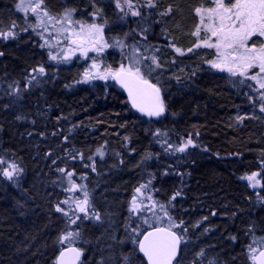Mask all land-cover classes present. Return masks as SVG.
Masks as SVG:
<instances>
[{
	"label": "trees",
	"instance_id": "obj_1",
	"mask_svg": "<svg viewBox=\"0 0 264 264\" xmlns=\"http://www.w3.org/2000/svg\"><path fill=\"white\" fill-rule=\"evenodd\" d=\"M15 2L0 0V33L13 24L19 30L13 40L0 36V158L23 171L14 182L0 175V264H55L69 226L55 209L65 207L69 172L109 220L75 225L88 248L81 264H126V256L127 264H145L124 234L126 206L142 184L179 224L175 264H252L249 246L264 236V125L252 93L211 70L214 53L196 47L195 9L208 0H152V8L134 0L146 21L126 12L120 21L116 0H44L52 14L93 15L106 35L150 49L155 72L144 75L163 92L159 118L134 113L113 82L78 84L77 64L26 88L30 71L47 62L21 33ZM120 54L109 50L104 64L116 67ZM189 139L194 147L178 153ZM251 173L260 179L256 190L241 179Z\"/></svg>",
	"mask_w": 264,
	"mask_h": 264
},
{
	"label": "snow or ice",
	"instance_id": "obj_2",
	"mask_svg": "<svg viewBox=\"0 0 264 264\" xmlns=\"http://www.w3.org/2000/svg\"><path fill=\"white\" fill-rule=\"evenodd\" d=\"M215 5L214 7H197L195 13L200 17V25L197 26V30L193 33L194 36L199 37L200 29L203 27L205 33H210L203 40V45L208 48L216 49V60L209 61L211 67L219 69L221 71H227L232 76L239 74L245 76L249 69L254 67L259 68L260 73H264V44L259 48L248 47V41L255 35L264 37V0H211ZM44 0H21L17 5V10H22L27 13L29 10L36 16L37 27L45 26V20L51 22L53 25L62 24L67 22L68 28H64L63 31L67 32V39L70 44H76L81 49V54L86 55L88 51L101 52L104 48L109 47V44L104 41L102 31L103 26L93 24H84L80 21L72 20V13L74 10L65 9L59 18L50 15L48 10L43 7ZM126 5L128 12L134 17L140 16L141 12L134 8L132 0H124L123 5L120 0H116V7L124 10ZM147 7L152 8L155 5L152 0H148ZM127 15V13H125ZM167 14V13H163ZM207 21V23H205ZM79 24V31L75 30L72 25ZM16 25L13 24L12 28ZM16 33L9 29L6 32L0 33L4 39L15 38ZM215 38V42H212V38ZM121 47H124L122 41H116ZM86 44H91V48L85 47ZM200 45L197 44L196 47ZM177 51H180L177 49ZM188 51H192L189 49ZM133 54L129 59V66L125 67L123 64L115 72L109 71V75L112 76L118 83L124 87L132 101V106L139 111L145 113L148 116H160L165 112V105L160 97V88L155 84L149 82L142 73L139 67L136 65L140 63V58L136 54V49L132 50ZM2 55V53H0ZM49 58L56 60L57 56L49 53ZM69 55H65L64 59L68 60ZM153 64L157 63L155 57H152ZM93 68L98 67L95 63ZM34 72H38L40 75H44L45 69L41 66L38 69H34ZM99 75V74H97ZM257 76H250L249 79H257ZM90 78V73L85 72V81ZM96 78V76H91ZM100 79H106V75H99ZM32 81H37L36 76L31 77ZM31 82V81H30ZM39 82V81H37ZM257 82L261 89H264V78L258 79ZM261 99L264 100V92L261 93ZM260 110L264 112V104H262ZM192 140L189 139L185 144L176 149V151L184 152L185 149L192 145ZM102 156L103 153L97 150ZM55 163V161L53 162ZM4 165H7L4 167ZM23 171L15 161L8 162L7 160L0 158V175L13 180L15 176H18ZM60 172H64V169H59ZM258 173H252L250 176L242 177L241 179H247L252 187H255L259 181L256 180ZM69 182L71 184L72 173H67ZM255 181V182H254ZM254 182V183H253ZM148 185H140L135 189L136 193L141 194ZM77 185L72 184L68 191H74ZM180 192L177 191L171 199H175L179 196ZM151 200V196L147 197ZM63 203H68L64 201ZM90 207L88 201L87 192L84 193V200L77 202V208L80 212L87 213V208ZM163 209V205L160 206ZM141 208V204L137 203V196H133L130 211L136 212ZM57 212H63L65 216L68 215L59 205L55 209ZM165 215L167 212L165 211ZM97 220L100 219L99 213L95 214ZM79 219V217H77ZM76 221L73 220L72 223ZM147 222V221H146ZM178 227L175 223L169 224V227H156L153 231L143 234L142 239H133L132 242L136 244L139 251L143 253L147 258V264H173V260L176 257V246L180 242V237L171 229ZM137 229H133L136 232ZM80 235L79 232H68L66 235L60 237V243L71 242ZM254 244H260L264 246V240H253ZM250 252L253 254L252 259L258 260L259 264H264V251L259 252L257 257L255 253L256 248L249 246ZM68 252L74 253L76 259L80 256V251L75 248H69ZM66 252L61 251L57 258L56 264H66L65 261ZM125 262L127 264L128 257L126 256ZM209 264H214L213 261H209Z\"/></svg>",
	"mask_w": 264,
	"mask_h": 264
},
{
	"label": "rangeland",
	"instance_id": "obj_3",
	"mask_svg": "<svg viewBox=\"0 0 264 264\" xmlns=\"http://www.w3.org/2000/svg\"><path fill=\"white\" fill-rule=\"evenodd\" d=\"M20 2H21V0H16V2L14 4V11L18 15H20L23 19V21H22L23 27L20 29V31H21V33H24V34L29 33L32 36V38H33L34 42L36 43V45L38 46V48L46 56L47 66L45 67V69L46 70L48 69L47 72L46 71L44 72V75H40L38 72L30 71V73L28 74V77H26L25 81L23 82V84H25L26 88L27 87L30 88L34 85L40 86V85L44 84L43 80H45L49 76V73L54 74V72H56L57 68H59L61 66H68L71 64H77L80 66L81 75H80V81L78 84L91 85V84H95V83L113 82L112 76L108 74L109 71L115 72L116 70H118L121 67L122 64L129 66V59L127 57L132 56V54H133L132 50L133 49H136V54L140 58L141 62L138 63L136 66L140 68L142 75L145 77L144 74L152 75L151 73L155 72V70L152 69L151 66L149 65V62L151 61V56L148 55V51H150V49L148 47L145 48V46H144L143 48H145V49L143 50V48H141L137 43L128 45V44H126V41L122 38H119V37L117 38L114 36L111 37V36L106 35L105 30H104V23L101 20H99L98 17H94L93 15L88 16L87 14H86V16H82V14L79 15L78 13H76V11L74 9H71V10H74L72 13V20L73 21H80L84 24L95 23L97 25H102L103 26L102 35H103L104 41L109 44V47L104 48L103 51H101V52L88 51L86 55H82L81 49L79 47H77L76 44H70L68 39L66 38L68 33L63 31V29L69 27L67 22H64L62 24L53 25L51 22H48L47 20H45L46 30H45V26L37 27L36 25L38 22H37L36 16L34 14H32V12L30 10L27 13H25V11H22V10H19V11L17 10V5ZM25 2L27 3V0H25ZM120 2L123 5L124 0H120ZM226 2H227V0H226ZM233 2H235V0H233ZM114 3H115L114 4L115 9L117 10V12H119L122 15V17H120L121 19H119L120 21H123L126 19L125 17H123L125 12L128 14V16H130V18L131 17L134 19L140 18L141 20L146 21L145 19L141 18L144 14L142 13L141 8H139L136 5L134 0H132L134 8L141 12V15L137 16V17L132 16L130 14V12H128L126 5L124 6V10L121 11V9H118L116 7V2H114ZM208 3H209V5L207 7H214L215 6L211 2V0H208ZM43 7H44V5H43ZM207 7H204V8H207ZM67 9H70V8H67ZM64 10L58 14H52L50 12L49 13H50V15L59 18L60 15L64 12ZM200 23H201L200 17L198 16V25H200ZM205 23H207V21H205ZM72 27H74L75 30L79 31V24L72 25ZM9 29H11L12 31H14L16 33L15 38L4 39L2 37L3 40L8 41L9 39H11V40L16 39V36L19 34V32H18L19 30L16 27L12 28V26H10L8 29H5L4 31H2V33L8 31ZM196 30H197V27H196ZM209 35H210V33H205L203 27H201L199 37L196 36L197 37V44L200 45L199 46L200 48L212 51L214 53V59L212 61H215L217 58L216 49L208 48V47L203 45V40ZM116 41H122L125 46L121 47L119 44L116 43ZM212 42H215L214 37L212 38ZM262 44H264V37L259 36V35H255L248 41L247 46L259 48ZM85 47L91 48V44H86ZM111 49H115L117 52L121 53L119 56V59L121 60V62L116 67H112L110 65H105L103 62V59H102V56ZM49 53H51L54 56H57V59L56 60L50 59ZM65 55H69L70 58L68 60H65L64 59ZM93 63H95L98 67L93 68L92 67ZM36 69H38V67H36ZM210 69L216 73L223 74L228 79L229 84L233 88H235L237 90L243 89L246 92L249 91L250 93H252L255 100H257L259 108H261L262 104H264V100L261 99V93L264 92V89H261L259 86V83L257 82L258 79L264 78V73H260L259 76H257V74L259 73L258 67H254L252 69H249L245 76H240L239 74H237L236 76H232L227 71H221L219 69L211 67V64H210ZM85 72L90 73V78H88L86 81H85ZM97 74L106 75L107 78L106 79H100L99 75H97ZM32 76H36L37 81H39V82L32 81L31 80ZM91 76H96V78H91ZM250 76H257V79H255V80L249 79ZM145 78L148 79L147 77H145ZM154 84L158 88H160L158 86V83H154ZM160 90H161V88H160ZM16 91H18V89H14V94L15 95L17 94L16 99L19 100L20 97H17L19 92H16ZM161 93L163 96L162 90H161ZM0 94H1V91H0ZM259 111H260L261 120H262L263 125H264V112H262L260 109H259ZM162 141H164V138ZM163 144H164V142H163ZM193 147H194V145L192 144V145H189L185 149L184 152H179V151H177V152L185 154V152L188 148H193ZM8 162H10V161H8ZM6 166L7 165H4V167H6ZM19 175L15 176L13 178V180H8L7 178H5V180L14 182L16 179L19 178ZM250 175H248V176H250ZM244 180H245V183L251 189L256 190L260 187V179H258V176L256 177V180H258L259 183L255 187H252L250 182L247 179H244ZM72 184L77 185V188L74 191H68V189L71 188ZM83 185H84V183L82 184V182H80V180L79 181L71 180V184L68 181L67 200H66V201H68V203L65 204V207H63V209L65 212L68 213L66 218L68 219V225L69 226H68V229L64 235H66L68 232H78L75 229V225L76 224L78 225L80 223V221H94L98 224H103V225L109 223V220L106 217L101 216L100 212L98 210L94 209V207L92 205V201H91V196H90L86 186L85 185L83 186ZM85 192H87V194H88V201L90 204V207L87 208V213L80 212L79 209L77 208V202L84 200V193ZM133 196H137V203L141 204L140 210L136 211V212L130 211ZM133 196L130 200V203L126 206V210H125V214L127 213V218H128L127 224L125 226L126 230L124 233L126 236V239H125L126 243L136 247V244H134L132 242V240L134 238L138 239V236L140 235V233L144 229H147L150 227H154V226L169 227V224L171 222V223H175L176 225H178V227L172 228L174 231H176L177 228H179V224L176 221H174L169 214L165 215L164 208L161 209V207L159 205H156L154 203V201L152 200V198H151V200L147 199V197H149L150 195L147 193L146 189H144L141 194H138L135 191ZM96 213H99V216H100L99 220H97L95 218ZM62 214H63V212H62ZM77 217H79V219H77ZM73 220H75L76 222L72 223ZM133 229H137V231L133 232ZM254 240H257V241L264 240V236L256 237V239H254ZM72 245L79 247V249L82 252V257L85 253V250L88 249L87 247H85L81 243L80 235L78 237H76L73 241H71L70 243L65 242L63 244V247L72 246ZM80 245L83 247V249L80 247ZM251 246L253 248H256L257 251L261 247H263L262 245L254 244L253 242H252ZM252 255L253 254L250 252V250H248L249 259H250L251 263L253 264ZM80 264H81V262H80Z\"/></svg>",
	"mask_w": 264,
	"mask_h": 264
},
{
	"label": "water",
	"instance_id": "obj_4",
	"mask_svg": "<svg viewBox=\"0 0 264 264\" xmlns=\"http://www.w3.org/2000/svg\"><path fill=\"white\" fill-rule=\"evenodd\" d=\"M124 66H125V67H128V65H124ZM113 82H114V84H115V85H116V86H117V87L123 92V94L125 95V98H126V100H127V103H128V105H129V107L131 108V110H132L134 113H136L137 115L142 116V117L159 118V117H163V116H164L165 112H164L162 115H160V116H148V115H146L145 113L139 111L137 108H134V107L132 106V101H131L130 98H129V95H128L127 90H126L124 87H122L121 84L118 83L115 79H113ZM150 83H151V82H150ZM152 84H153V83H152ZM160 97H161V99H162V93H161V92H160ZM162 100H163V99H162ZM156 227H165V226H154V227L147 228L145 231H143V232L141 233V235L138 237V239H142V238H143V234H146L147 232H151V231H153L154 228H156ZM165 228H167V227H165ZM171 230H172L173 232H175V233L177 234L178 237H180V235H179L176 231H174L173 229H171ZM181 245H182V239H181V237H180V242H179V244L176 246V250H177V251H176V257H175L174 260H173V264H175L176 260L178 259V256H179V253H180V249H181ZM69 248H75V249H77V250L80 251V256H79L78 259L75 258L74 253H71V252H68V251H67ZM61 251H65V252H66V256H65L66 264H80V262H81V260H82V252H81V250L79 249L78 246H74V245L61 248L60 251L58 252L57 256H56L55 264H56L57 258L59 257ZM136 251H137L139 257L143 260V262H144L145 264H147V258L144 257L143 253H141V252L139 251V248H138L137 245H136ZM260 251H264V246L261 247V248L256 252L255 255H256L257 257L259 256V252H260ZM253 264H259V261H258V260H253Z\"/></svg>",
	"mask_w": 264,
	"mask_h": 264
}]
</instances>
